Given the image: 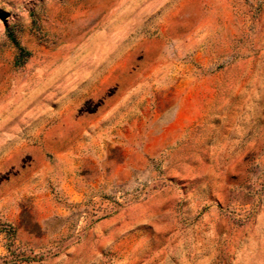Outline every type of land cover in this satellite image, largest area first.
Returning <instances> with one entry per match:
<instances>
[{"label": "rangeland", "instance_id": "rangeland-1", "mask_svg": "<svg viewBox=\"0 0 264 264\" xmlns=\"http://www.w3.org/2000/svg\"><path fill=\"white\" fill-rule=\"evenodd\" d=\"M0 264H264V0H0Z\"/></svg>", "mask_w": 264, "mask_h": 264}, {"label": "trees", "instance_id": "trees-1", "mask_svg": "<svg viewBox=\"0 0 264 264\" xmlns=\"http://www.w3.org/2000/svg\"><path fill=\"white\" fill-rule=\"evenodd\" d=\"M13 42L15 43V45L18 47V44L17 42L13 39ZM19 48V47H18ZM22 51V50H21Z\"/></svg>", "mask_w": 264, "mask_h": 264}]
</instances>
